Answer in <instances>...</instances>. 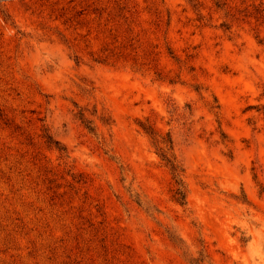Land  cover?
<instances>
[{"label":"rangeland","instance_id":"rangeland-1","mask_svg":"<svg viewBox=\"0 0 264 264\" xmlns=\"http://www.w3.org/2000/svg\"><path fill=\"white\" fill-rule=\"evenodd\" d=\"M257 8L0 0V264H264Z\"/></svg>","mask_w":264,"mask_h":264},{"label":"trees","instance_id":"trees-1","mask_svg":"<svg viewBox=\"0 0 264 264\" xmlns=\"http://www.w3.org/2000/svg\"><path fill=\"white\" fill-rule=\"evenodd\" d=\"M256 12L257 13L255 16H257V20L262 19L261 21L263 22L264 21V8L263 9L257 8ZM160 142L164 143V145L161 146L162 147L161 148L162 158L166 160L167 164L169 165L173 173V177L175 178L176 183H177L176 192L174 194L175 199L179 202L184 203L186 201V192H185V188H184V184H183V180L181 176L183 169L180 166V163L178 162L174 154L171 152L173 148V141L169 137V138H165L164 140H161Z\"/></svg>","mask_w":264,"mask_h":264}]
</instances>
